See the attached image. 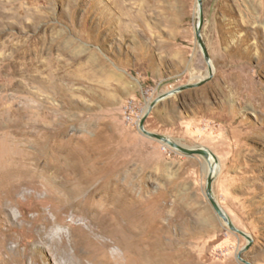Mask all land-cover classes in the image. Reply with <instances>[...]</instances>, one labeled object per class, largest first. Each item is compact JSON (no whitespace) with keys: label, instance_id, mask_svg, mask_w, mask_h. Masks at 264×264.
<instances>
[{"label":"rangeland","instance_id":"374dc122","mask_svg":"<svg viewBox=\"0 0 264 264\" xmlns=\"http://www.w3.org/2000/svg\"><path fill=\"white\" fill-rule=\"evenodd\" d=\"M202 1L210 63L196 33L198 0H0V227L45 195L55 176L46 164H55L90 186L112 181L139 195L142 264H264V0ZM210 72L203 85L159 101L145 128L205 147L216 155L214 174L207 157L140 129L154 99ZM210 176L216 199L250 239L215 211ZM11 177L42 188H23L10 205ZM119 178L126 185L116 187ZM78 209L62 210L67 223L57 228L79 250L89 224L72 219ZM81 209L94 218V240L110 241L100 261L133 264L99 217ZM15 247L10 240L4 256L19 259ZM59 252L40 249L42 264H58Z\"/></svg>","mask_w":264,"mask_h":264},{"label":"bare ground","instance_id":"6f19581e","mask_svg":"<svg viewBox=\"0 0 264 264\" xmlns=\"http://www.w3.org/2000/svg\"><path fill=\"white\" fill-rule=\"evenodd\" d=\"M208 161L209 165L213 167L211 174H214V156L210 155ZM25 165L30 164L25 163ZM46 168L48 171L54 170L55 176L44 183L45 195L40 199L37 197V200L35 199L29 207L25 208L27 212L36 209L40 212L32 215L30 212L24 211L22 217L8 225L7 228L0 227V251L3 255L0 261L1 264H42L45 259L39 256L40 249H47L52 253L59 252V250L63 252V257L56 256L57 260L59 258L58 264H91L93 262L110 264V261H100L102 258L100 254L105 246L110 244V241L103 239L94 240L92 229L94 230L96 227H92L90 224L91 222L94 223V218L87 220L90 215L82 213V209L79 210L82 207H86L89 214L93 213L96 217H99L101 222L99 226L105 232V235L111 237L114 243L124 246L129 262L142 264L140 242L142 209L140 208L139 195L134 190L129 194L127 191L123 192L111 188L113 185L112 181L103 186L102 184L90 186V184L94 185V183L89 184L80 177L70 176V174L64 173L55 164H46ZM16 170L20 172V165ZM67 171H71V169L68 168ZM8 183L10 205L15 203L16 193L22 191L23 188L33 187L39 191L42 188L40 182L20 177L17 179L11 177ZM126 183L125 179L119 178L116 181V187L124 186ZM105 187H108L107 190L101 192L100 190ZM86 190L87 192H85ZM35 194L31 193V197H35ZM27 196L30 197L29 194ZM45 204H49V212L45 211L42 206ZM69 207H79L72 215L73 220H85L89 224V228L86 230L89 234L88 242L79 250L78 243L68 240L66 231L57 228L59 223H67L61 219L60 212ZM51 212L56 213L57 216L51 217ZM77 223L71 222L70 225H76ZM115 228L121 229L124 234L128 235L129 240L134 242V245L130 247L124 244L123 234H121V241L119 234H115ZM11 230L15 232H11ZM10 240L16 242V247L13 250L14 254L20 257L19 259L4 256ZM70 245L76 248L74 252H70ZM119 264H124V262L121 261Z\"/></svg>","mask_w":264,"mask_h":264},{"label":"water","instance_id":"95a60500","mask_svg":"<svg viewBox=\"0 0 264 264\" xmlns=\"http://www.w3.org/2000/svg\"><path fill=\"white\" fill-rule=\"evenodd\" d=\"M199 1V5H200V21L197 25V29H196V33H197V38H198V42L203 50L205 59L208 63H210L211 59H210V53L208 51L207 45L204 41V38L202 36V27H203V23H204V12H203V1L202 0H198ZM212 77V72H210V75L204 79H201L200 81H198L197 83H188L182 86L177 87L174 90L165 92L161 95H159L156 99H154L151 104L149 105L144 117L142 118L141 122H140V129L143 131L144 134H146L149 137L155 138L159 141H161L164 144H167L171 147H174L178 150H180L183 153L192 155V154H200L203 155L207 158L210 157V155H213L214 157H216V155L214 153H212L211 151H209L208 149H206L205 147H198V148H188L183 146L182 144H180L179 142L171 139L170 137L164 135V134H160V133H154L151 132L149 130H147L145 128V121L146 118L149 116V114L151 113V111L153 110V108L156 106V104L163 100L164 98L177 93V92H181L183 90L186 89H190V88H194V87H198L203 85L204 83H206L208 80H210ZM207 195L208 198L212 204V206L214 207L215 211L218 213V215L220 217H222L224 219V221L230 226V228L233 231H237L243 235H245L246 237H248L250 239V237L243 232L242 230L238 229L234 223L232 222V220L230 219V217L226 214V212L224 211V209L222 208V206L220 205V203L218 202V200L215 197L214 191H213V179L212 176L209 177L208 179V185H207ZM247 264H255L251 261L248 260H244Z\"/></svg>","mask_w":264,"mask_h":264},{"label":"built area","instance_id":"2783aa9c","mask_svg":"<svg viewBox=\"0 0 264 264\" xmlns=\"http://www.w3.org/2000/svg\"><path fill=\"white\" fill-rule=\"evenodd\" d=\"M131 104H132V102H131ZM130 106H132V105H130ZM140 118V117H139Z\"/></svg>","mask_w":264,"mask_h":264}]
</instances>
